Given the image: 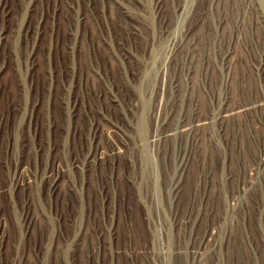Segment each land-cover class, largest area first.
<instances>
[{
    "label": "rangeland",
    "instance_id": "374dc122",
    "mask_svg": "<svg viewBox=\"0 0 264 264\" xmlns=\"http://www.w3.org/2000/svg\"><path fill=\"white\" fill-rule=\"evenodd\" d=\"M7 1L11 14L0 43V132L7 140L14 122L12 100L18 97L25 112L16 122L21 138L35 148L42 143L65 147L43 158L30 157L29 149L18 144L8 157L9 167L0 170V184L6 190L0 210L7 235V252L0 264H41L35 250L41 243L55 246L58 237L66 245L65 254L59 259L50 252L42 264H264V136L259 133L264 132V114L257 110L243 119L254 135L247 165L255 170L252 179L249 176L234 185L227 180L231 170L241 176L245 172L239 123L237 119L218 121L227 106V39L222 47L216 42L196 55L190 47L189 52L178 53L177 59L176 54L171 57V39L183 36L181 6L187 0H164L163 30L154 9L157 0H73L75 13L88 19L75 25L76 37L67 36V22L56 19V0H38L33 15L25 11L28 0ZM121 7L148 24L143 30L148 43L145 36L132 34L131 22L120 16ZM2 23L0 12V27ZM27 27L33 32L28 38ZM41 27L43 34L36 32ZM145 47V56L139 57ZM32 53L37 55L33 72ZM165 67L168 86L163 87L160 78ZM191 70L199 87L196 97L188 87ZM134 72L145 77L138 90L131 81ZM171 81L179 82L181 95ZM18 84L24 85V95L20 90L16 93ZM260 93L264 103V90ZM113 95L119 105L112 103ZM236 97L238 103L244 101L240 92ZM161 99L165 127L157 120ZM75 101L79 114L69 120ZM34 104L37 107L32 111ZM198 114L211 122L201 131L202 138L178 133L182 121H193ZM55 122L63 127L70 124L72 130L78 125L80 134L62 139L59 131L49 128ZM99 124L104 131L95 140L92 127ZM171 133L178 134L164 136ZM155 136L158 139L152 142ZM97 144L107 152L106 159L95 160L87 175L74 171L70 163L75 160L83 166ZM120 147L121 153L113 154ZM24 158L28 166H21ZM55 160L66 170L64 180L72 192L65 195L62 190L54 200L39 199L38 213L51 226H37L36 237L30 240L21 229L26 192L15 190L12 178L27 167L43 192L47 181L42 172L44 167H53ZM183 162L189 163V169L183 171ZM139 178L142 193L137 195L134 182ZM176 181L181 185L178 190ZM139 214L142 223L137 220ZM117 227L119 234L112 236L111 229ZM81 252L85 258L79 257Z\"/></svg>",
    "mask_w": 264,
    "mask_h": 264
},
{
    "label": "bare ground",
    "instance_id": "6f19581e",
    "mask_svg": "<svg viewBox=\"0 0 264 264\" xmlns=\"http://www.w3.org/2000/svg\"><path fill=\"white\" fill-rule=\"evenodd\" d=\"M73 2H74L73 0H70L69 2L66 0H61V1L56 0L54 3L55 17L56 19L58 18L63 19L65 21V24L67 22V28L65 34L70 37H76V33L74 31L75 25H81V24L83 25L88 21L87 17L83 13H77V14L75 13L76 7L73 4ZM37 3L38 0H28L25 11L29 12L30 15L31 14L33 15L34 13L37 12ZM154 9L160 19L159 24L162 28L161 30H163V28L166 26L164 15L166 14L167 7L165 1L157 0L155 2ZM181 9H182V13H184L183 21L181 24V33L183 36L182 37L178 36V38L174 37L173 39H171V45L169 49V53L171 57H173L176 54L175 59H177L178 53L184 54L185 52H189L190 47L192 48L191 52L193 53V55H196L197 53L205 52V48L207 47V45H212L216 42H218L219 43L218 45L222 47L223 45H225L224 41L227 39L228 47L226 52L224 53V68L227 73L226 85L228 89L227 100H226L227 106L224 109V111L219 115L218 121L223 122L227 119L238 120L239 123L238 132L241 136L239 152L243 158V165L245 167V172L243 173V176H241L240 174H237L235 170H231V172L227 177V180L234 185L239 184L240 182L243 183L247 181V178L249 176L250 179H252L255 170L253 168V165L252 166L247 165L250 160V155H249L250 150H252V148L254 147L255 140H254V135H252L253 133L248 132V128L245 127L244 118L247 117L249 114L252 115L257 110L262 111V113L264 114V103L260 102V94H261L260 91L264 90V0H187L184 4H182ZM0 12L3 15V23L2 26L0 27V43H1V41L4 38L3 35L6 33L5 23H7L8 17L11 14V10L7 0H0ZM120 16L125 21L131 22L132 25L130 27V30L134 36L136 35L137 38H139L140 36H145L147 43L149 42L150 39L148 35H143L144 33L143 30L145 29L144 26L145 25L148 26L147 23L144 24V22H141V20L139 21L132 18L126 7H121ZM137 24H139V28L137 27ZM167 31L168 30L165 29V35L167 34ZM36 32L39 34H43L42 27L40 29L38 28ZM24 33H25V37L28 38V36L33 32L30 31V27H27L26 30H24ZM151 44L154 46L155 41H153V43L151 42ZM66 49L68 52H70L68 50L69 46L65 47V50ZM70 50L75 51L76 48L75 47L70 48ZM208 50H210V47L208 48ZM140 52H142L143 54L142 55L139 54V57L145 56L146 47L140 50ZM31 58L33 59V64L31 63L32 66L30 70L33 72V69L37 68L35 67V60L37 58V55L35 53L34 54L32 53ZM129 58H131V53H128L127 59ZM142 71L144 73L146 70H142ZM0 72H2V66H0ZM126 72L129 71L127 70ZM141 72L139 73L134 72L133 74H131V81L135 82L133 84L136 90H138L139 88L141 89L143 87V82L145 77H142V75L140 76ZM190 75L191 77L188 83V87L189 89H192L190 90L191 95L196 97L195 91L199 87H198V83L196 82L195 72L191 70ZM33 78L35 79V77ZM48 79H49L48 74H46L45 80L48 81ZM171 83L173 85L175 84L174 89L176 93L178 92V95H181V92L179 93L181 89V88L179 89L180 86L179 82L171 81ZM160 85H162L163 87L168 86L166 67L163 70L162 76L160 78ZM15 90L16 93L18 94L20 90V95H24L25 93V88L24 85L22 84H18L17 86H15ZM239 92L244 96V101L242 103H238V101H236V99H238L236 95ZM111 100L112 103L115 104L119 103V101L116 100V96L112 97ZM138 101L140 100L138 99ZM257 102L260 103L257 104ZM77 105L78 104H76L75 101L72 108L69 109L68 112L69 120H75L77 115L79 114L77 113L78 111ZM23 106H24L23 102H21V100H18V97L17 99L12 100V111L14 114V120H13L14 122L12 124L9 134L6 136L7 140L3 139L2 133L0 132V156L1 158L2 155L4 157V159H1L0 161V170L9 167L10 162H8V157L14 154L15 150H17L18 148V144L22 146L23 150L27 148L29 149L28 152L30 157L32 156L36 157L41 155L42 157L50 156L51 154L54 156L58 154L61 150H63L65 147V145L61 143H54L55 145L50 143L48 144L42 143V144H38L37 148H35L32 142L28 141L27 139L21 138L20 127L19 124L16 122H18L19 118H23L25 116ZM36 107L37 105L34 104L32 111ZM164 108H165V103L163 102V99H161L158 105L157 120L158 119L159 121L161 120L163 127H165V125H163L164 119H162L164 117ZM198 110L201 111V107H198ZM197 116L198 117H196L195 120L193 121H187V120L182 121L178 133L188 134L193 136L194 138L200 137L201 131L208 128L211 122H209L206 116L200 117L199 114ZM30 117L32 116L30 115ZM2 123H3V118L2 116H0V125ZM49 128H51L54 132L59 131V133L62 136V139L71 138L72 135L74 136L75 139L80 134L78 125H76L75 129L72 130L70 124H68L66 127H63L62 125H57V123L55 122ZM101 128L102 126L100 124L92 127L93 136L95 140L96 139L98 140V138H100V135L103 133L104 129L102 130ZM168 131L169 130H167L166 133L170 132ZM178 133H175L173 135H176ZM259 133L260 134L263 133L262 135L264 136V132H259ZM173 135L171 133L164 136L169 137ZM157 139L158 136H155L152 142L157 141ZM256 148H258V146H256ZM122 149L121 147L120 149L118 148V150L116 152H113V154H120ZM107 156H108L107 152L104 151L102 147H100V144H97V148L94 151V153H92L89 157H87L88 161L87 158L86 160H83L84 163L83 166L78 161L74 160L70 163V167L76 172H81L82 174L87 175V173L90 171V166L93 165L92 163L95 162V160L103 161L106 159ZM22 162L23 163L21 166H28L27 163H29V161H27V159L24 158ZM53 162H54L53 167L51 168L44 167L45 169L43 168L44 171L42 172V178H46L47 181V186L45 187L43 192L38 186H36V181L33 179V177L27 173L26 171L28 169L27 167H25V169L22 168L20 172L19 170H17V173L12 178L14 189L18 190L19 192H23V193L26 192V198L24 201L25 205L22 204L24 213H23V223H22L23 226L21 229L23 231L24 236H26L30 240L36 237L34 234V230L37 228V226L42 227L43 224L44 225L43 227H45L46 229L48 228V226H51L50 223H46V220L42 217L43 213H38L37 210L38 203L41 204L39 199L40 200L42 199L43 201H45L47 198L54 200L55 198H59L61 196L60 194L62 193V190L65 195L72 192V189H70L69 187L70 185L68 183L69 181L65 182L64 180L67 175L66 170L56 160ZM188 166L189 163L187 162H183V164H181L183 171L189 169ZM263 168H264V164H263ZM146 175H147L146 172L142 174V177H144L143 179L147 178ZM62 182H65V184H63ZM263 182H264V178L262 180V184ZM142 183L143 181L140 178L139 181L134 182V189L135 192H137V195H140L139 191L142 188ZM180 187L181 185L179 184V181L178 182L176 181L175 190H178ZM74 191L79 192L78 190H74ZM5 192L6 190L0 184V199L2 195L5 194ZM140 192L142 193V191ZM13 206L15 208L17 207L15 203H13ZM147 211L149 212L150 210L148 209ZM136 217L140 223L143 222V217L140 214L137 215ZM4 223L5 222H4L3 213L0 210V258L4 257V255L7 252V250H4L5 243L7 240L6 228ZM110 233H112V236L118 235L119 228L118 227L112 228ZM65 249H66V245L62 241V238L58 237L55 246L48 245L46 243L45 244L41 243V246L37 248L38 251L35 250V254H36L35 258H40L42 264L47 258V255L51 252L50 254L54 253L56 257L59 256V259H61L60 254L64 255L65 254L64 252H66ZM30 251L32 252V248H30ZM79 257L81 259L85 258L84 252L83 253L81 252ZM27 262H29V258Z\"/></svg>",
    "mask_w": 264,
    "mask_h": 264
}]
</instances>
